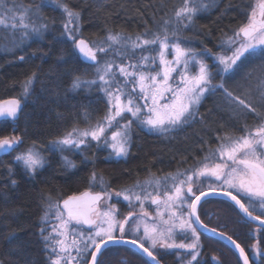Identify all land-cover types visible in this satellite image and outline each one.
Wrapping results in <instances>:
<instances>
[{
  "label": "snow or ice",
  "instance_id": "snow-or-ice-1",
  "mask_svg": "<svg viewBox=\"0 0 264 264\" xmlns=\"http://www.w3.org/2000/svg\"><path fill=\"white\" fill-rule=\"evenodd\" d=\"M11 2L10 7L9 0H0V31L12 32L15 38L11 43L12 48L17 46V42L22 44L30 35L42 37L47 25L41 23L37 26L33 17L40 8L48 4L56 5L68 18V23L64 24L68 39L84 60L96 68L97 80L83 81L77 76L72 87L78 88L84 83L99 82L108 98L109 107L103 118L94 126L73 128L63 138L53 142V150L58 149L63 153L65 149H77L83 153L95 142L98 149H111L109 155L127 156L134 123L161 133L182 128L190 121L196 120L198 105L204 95L215 93L218 89L223 92L225 101L234 113V119L240 124L239 131L242 132V135L235 137L228 132L223 136H216L220 144L210 156L220 162L213 165L201 162L202 166L169 174L163 181L155 179L145 181L143 185L137 182L133 189L115 193L117 198L123 196V200L129 202L130 207L133 200L140 202L143 215L136 219L141 222L148 215L144 211V201L150 199L151 204L157 206L159 223H143L142 234L140 222L134 226L130 224L134 217L133 212L130 211L120 220L117 219L118 210L114 204L107 205L106 209L101 211L102 202L106 203V200L112 199V194L107 191L102 178L99 183L101 191L95 194L83 192L80 195H70L62 202H53L49 196V211L45 213L43 221L47 223L49 212L55 209V219L58 223L52 227V233L60 238L56 239L51 233L44 237L46 243L52 247L53 253H56L52 264H61V260H64L65 264H71L72 260H76V264H106L104 257L109 251V245L124 244L142 250L150 258L146 264H160L154 254L157 248L184 250L186 264H200V234L196 225L213 233H216L217 229H208L200 220L198 210L202 208L203 203H207L209 193L217 191H222L225 197L234 202L244 214L242 218L259 221L257 230L264 231V0H251L247 7L246 22L221 45V52L215 55V75L204 60L205 56L213 55L211 50L197 52L188 47L187 42L178 35L180 28H188L199 12L215 5V0H182L174 12L173 19L165 20L158 31L145 32L135 39L121 33L109 32L106 38L98 43L87 41L79 35L80 14L70 9L63 0H47V4L37 5L35 9L18 6L17 0ZM69 24L75 27L70 28ZM157 46L159 62L163 66L159 71L149 68L148 62L155 64L156 58L153 56L141 55L137 63L129 65H116L112 59H97V53L107 57L110 51H115L119 55L127 56L129 52L135 55L136 49H141L142 52L156 51ZM8 47L9 45L5 44L6 50ZM166 51L174 53L173 60L166 59ZM19 59L23 60L24 57ZM245 61H249L250 66L241 76L242 83L237 85V94V91L229 90L221 74L234 75ZM173 73L176 75L173 76ZM118 76L123 78V84ZM216 76L220 77L221 83H213ZM34 77L35 73L25 80L24 96L29 94ZM177 77L179 80L173 87L170 81L176 80ZM129 83L133 85L131 90L127 89ZM137 86L139 92L136 91ZM138 100H143L144 104H138ZM20 107L19 99L0 101V117H10L14 120ZM145 108L147 112H144ZM126 113L130 114V117L125 115ZM249 115L256 120L253 127L247 123ZM231 128L235 130L236 125ZM22 143L19 136L0 138V152L16 151ZM61 159L64 167H76L67 156H62ZM209 159V156L204 158L205 161ZM14 161L21 164L32 176L37 175L49 163L35 143L15 155ZM11 172L9 169L10 174ZM212 178L219 182V187L209 184L207 191L199 187V184ZM90 181L93 184L97 181L95 172L92 173ZM12 183L15 184L16 181L13 180ZM194 185L197 186L194 188ZM148 187H153L155 194L148 192ZM136 189H140V192ZM202 197L205 199L202 200ZM161 206L168 212L167 219L160 210ZM253 212L259 214L253 215ZM85 225L88 227L84 228ZM44 232L45 228L42 227L41 234ZM128 233H131L132 238H128ZM219 235L225 236L223 232ZM70 236V243H66ZM177 236L180 237L179 242ZM226 239L239 251L243 264H251L245 248L232 236H226ZM186 240L190 242H185ZM252 248L257 258L264 257V247L259 241L252 245ZM72 249H75L79 259L71 256ZM0 264L3 262L0 261ZM261 264H264V260Z\"/></svg>",
  "mask_w": 264,
  "mask_h": 264
},
{
  "label": "trees",
  "instance_id": "trees-1",
  "mask_svg": "<svg viewBox=\"0 0 264 264\" xmlns=\"http://www.w3.org/2000/svg\"><path fill=\"white\" fill-rule=\"evenodd\" d=\"M63 2L73 11L79 12L81 37L94 42L103 39L109 32L137 34L153 29L171 17L182 0ZM250 2L219 0L214 7L199 13L195 19L198 42L205 47L216 48L219 39L231 35L246 22ZM60 10L48 4L44 8L46 22L57 21L56 25L62 26L63 23L57 18H50V14ZM53 33L48 31L43 39L31 42L21 55L0 54V99L15 96L23 101L16 120H0V138L17 135L23 141L19 145L21 147L35 143L49 161L37 175L32 176L14 161L15 151L0 155V261L3 264H51L52 251L44 237L47 236V227L52 220L47 219V223L43 221L45 213L49 211V196L53 202H60L71 194L89 188L87 176L93 172L103 174L109 184L118 187L120 183L130 182L138 175L149 174L148 170L168 169L182 159H188L190 166L193 161L201 158L204 147H214L219 142L216 139L218 134H234L240 128L232 109L227 103L224 104L223 92L218 90L217 93L206 95L198 110L199 117L187 125L186 129L182 128L175 133L174 136L179 138L164 141L160 140L159 135L135 127L126 158H108L104 148H101L96 159L85 162L75 158V168L64 167L59 150L52 149L53 142L75 127H84L100 120L107 111V103L100 91H73L74 78L91 76L92 63L80 57L63 32L59 33L56 29ZM21 56L23 60L19 59ZM249 63L245 61L243 66ZM33 73L35 77L30 92L24 96L23 84ZM242 75L238 73L235 76L241 80ZM229 79L224 80L225 84H233ZM217 81L216 76L214 82ZM251 117H248L247 123ZM232 125H236L235 130L231 128ZM90 153L91 150L88 156ZM9 169L12 170L11 174ZM210 199L225 205L224 208L229 212L224 213L226 215L218 220V224L214 223L215 220L209 221L207 214L203 220L233 235L248 252L252 264H261L264 257L257 258L250 251L258 241L264 247V231H258L256 224L242 218L244 216L233 205L222 199L207 200ZM49 214L52 216L51 212ZM235 216H240V219H235ZM42 227L45 228L43 235ZM201 233L205 239L198 257L200 264H217L212 254L219 256V264H243L237 252L227 243ZM104 259L106 264H146L149 261L128 245H110ZM161 259L166 264H186L184 256L181 259L175 250Z\"/></svg>",
  "mask_w": 264,
  "mask_h": 264
},
{
  "label": "rangeland",
  "instance_id": "rangeland-1",
  "mask_svg": "<svg viewBox=\"0 0 264 264\" xmlns=\"http://www.w3.org/2000/svg\"><path fill=\"white\" fill-rule=\"evenodd\" d=\"M31 1L32 2L27 3L25 0H17V4H18V6H22L24 8L31 7L33 9H35V7L37 5H41L42 3L47 4V0H40L37 3H33V1H36V0H31ZM218 1L219 0H215V5H216V3ZM205 2H207V0H205ZM9 6L10 7L12 6L11 0H9ZM52 6L55 7V8H57V6L54 5V4H52ZM214 6H211L208 9H210V8H212ZM46 7L47 6L40 8V10L33 17L34 20H35V23L37 24V26H39L41 23L47 25V30L43 32V36L42 37H38V36H36L34 34L33 35H30V36H28V38H26L24 40V42L22 44H20V43L17 42V46L15 48H12L11 47V43L15 39L13 37V35H12V32L10 30L0 31V54H13V53H18V55H21V53H25L24 50L26 49V47H28L31 44V42H33L34 40H37V39H43L44 35L48 31H50L51 34H54L53 31L55 32L56 29H57L59 33L63 32V34L66 35L65 34V29H64V24L65 23H68V18L66 16V14L63 11H61V10L58 13H52L53 15L50 14V18H52V19L57 18L59 20V22L63 23L62 26H60L59 24L56 25L57 21H56V23H55V21L53 23L52 20H50V21L48 20V22H46L45 12H44V8H46ZM178 7L173 11L171 17H168L165 20L173 19L174 12L178 9ZM201 12H199V13H201ZM195 19H196V17L194 18L193 23L188 28H180L179 31H178V35L181 38H183L184 41L187 42V46L188 47H191V48L195 49L197 52H201L204 49H210L211 50V52H212L213 55H211V56H205L204 57V60L209 65V67L211 68V71H214L215 74H216V71H217V67H216L217 61L215 59V55L217 53H220L221 52V45L227 40L228 37L232 36L234 32L231 35H227V36L219 39V41L216 43V48H214V49L208 48V47H205L204 45H202L201 43H199L198 40H197L198 38H197V35L195 34V32H197L196 31V25H195ZM165 20H163L161 23L157 24V26L154 27L153 29L146 30V31H144L142 33L126 34V33H122L121 32V34L124 35V36H126V37L127 36H131L133 39H135L136 36L143 35L145 32L152 33V32L158 31L161 28V26L163 25V22ZM81 26H82L81 25V21H79V35L80 36H81ZM173 26H175V21L174 20H173ZM69 27L70 28L71 27H75V25L69 24ZM66 37H67V35H66ZM105 38H106V36L103 39H97L94 42H97L98 43V42L104 40ZM5 44H8L9 45V47L7 48V50L5 49ZM117 48H119V46H117ZM120 51H123V50H120ZM158 51H159V49H158V46H157L156 51H152V52H148V51L142 52L141 49H136L135 50V55H132L131 52H129L127 56H122V55L117 54V52H115V51H110L109 52V55L107 57H104V54H102V53H97V55H98V61L101 60V59H112V60H115V64L116 65H119V64L129 65V64H132V63H137L139 61V58L141 57V55L153 56V57L156 58L155 59V64L153 65V64H151V62H148L149 68H156V70L159 71L160 69H162L163 66L160 65ZM165 56H166V59H168L170 61L174 59V53L172 51H166ZM156 66H159V67L157 68ZM247 66H242L241 69L237 73H235L234 75L232 73H227V74L222 73L221 74V75L224 76V80L227 79V78H230L229 79V82L231 83L233 81V84L232 83L230 85L229 84L228 85L226 84V86L229 88V90L237 91V94H238L237 85L240 83L241 80L238 79L235 75L238 74V73H242L243 74L244 73L243 70L245 68H247ZM114 68H115V65H114ZM91 69H92L91 70V76L86 77V78H80V79L83 80V81H93V80H97L96 68L93 66V64H92V68ZM175 75H176V73H173V76H175ZM217 77H218V81L217 82H214L213 81L214 84H219V83L222 82L221 79H220V77L219 76H217ZM118 79L120 80V83L123 84V82H124L123 81V78L118 76ZM158 79H159V77H158ZM178 80H179V77H177L176 80L170 81V83L173 85V87H175V85L178 82ZM224 80H223V82L225 83ZM132 87H133V85L131 83H129L128 86H127V89L128 90H131ZM72 89H73V91L80 90V89H84L85 91H88V92H90L92 90L100 91L101 94H102V96H104V98L106 100V103H107V111H108V107H109V105H108V98H107L105 92L101 89V87L99 85V82H97L96 84L84 83L80 87H78V88H73L72 87ZM136 91L139 92L138 86L136 87ZM217 91L215 93H217ZM207 94L208 93H206L204 95V97L201 99V102L198 105V110H199V107L201 106V103L203 102V100H204V98L206 97ZM222 97H223L222 99L224 100V104L227 103L225 101L224 96H222ZM161 102L163 103L164 101H161ZM137 103L142 105V104H144V101L143 100H138ZM107 111L105 112V114L107 113ZM144 112H147V108L144 109ZM105 114L103 115V117L105 116ZM125 115H128L130 117V114H127L126 113ZM249 116H251V115H249ZM197 117H199V112L198 111H197L196 118ZM192 122L193 121H190L188 123V125L191 124ZM255 123H256L255 118L254 117L253 118L251 117V120H250V122H248V125L250 124L249 126L250 127H253L255 125ZM95 124H96V122H93L91 124H88L87 126H84V127H75V128L84 129V128H87V127H90V126H94ZM135 127L142 128V129H145V130H147V131H149L151 133H154L156 135H159V137H161V140H165V138H164L165 136L175 135V133L178 130L181 129V128H179V129L174 130V131H170V132H166V133H161V132H157V131L150 130L147 126H140V125L134 123L132 125V134H133V129ZM68 132H70V131H68ZM132 134H131V138H132ZM231 135L233 137H235V136H238V135H242V132L241 131H239V132L237 131V132H235L234 134H231ZM12 136H17V135H11V136H8V137H12ZM63 137H61V138H63ZM219 144H220V141L214 147H211V149L209 150V152L206 155H202L201 158L199 160H197L198 162L197 161H193L190 164V166H188L187 169L190 170V169L195 168V167H200V166H202L201 165V162L209 163V165H213L214 163L220 162L219 159L210 156L211 153H213V152L216 151V149L219 147ZM29 146H24V147L19 146L16 149V151H15L16 155L19 152L24 151V149H26ZM130 148H131V141H130V147H129L128 153L130 151ZM99 149H101V148H99ZM99 149L96 147L95 142H92V144L87 149H85V151L83 153H81V151L80 150H77V149H72V150L65 149L63 151V153H61V151L59 150V153H60V158L62 156H67L69 160L73 161L76 164L75 158L82 159L85 162L86 161H90V160L92 161L94 158L96 159L97 158V152H98ZM90 150L92 151V154L90 153L91 155L88 156V153H89ZM104 150L106 151L108 158L120 159V158H126L128 156V154H127V156L116 157L115 155H109L111 149L104 148ZM43 155L45 156L44 153H43ZM206 156H209L210 157V159L207 160V161L204 160V158ZM217 156H218V153H217ZM85 157H87V159H85ZM175 173L176 172H173V173L172 172H167L166 174L158 175V176H155V175H152V174H148L146 176H140V175H138L134 180H132L130 182H126L125 184L120 183L118 185V187H113L111 184H109L107 178L103 174H101V173L100 174H96L97 175V181L95 182V184H93L90 181V178H91L92 174H90L89 176H87V181L89 183V188L90 189H92V190H101V188L99 187V183H100V178H102L103 183H104L107 191L112 194V199L111 200H106V203L102 202V204L100 205L101 211L105 210L106 207H107V205H113L114 204L115 207H116V209L118 210L117 219H120V220H123L128 215V213L130 211L133 212L134 217H133V220L130 221V224H132L134 226L135 223L140 222L141 223V233L140 234H142V232H143V223H148L149 225H151L153 223H159V217L157 216V206L151 204L150 199L149 200H145L143 207H144V211L147 212L148 215L141 222L138 219H136L137 217H140V216L143 215V213L141 212L140 202L133 200L132 206L130 207L129 206V202L123 200V196H121L119 198H117L115 196L116 191L117 192H123V190H125V189H133L135 187V185L137 184V182H139L141 185H143L145 183V181H151V180H155V179H159V180L163 181V179L166 176H168L169 174H175ZM201 180H203V178H201ZM169 183H171V182L169 181ZM197 183H199V182H197ZM209 184H211L212 186H214V185H219V182H215L214 181V178H212V180H206V181H204L203 184H199V187L203 190V189L207 188L209 186ZM196 186L197 185H194V188ZM136 191L137 192H140V189H136ZM147 191L155 194V191L156 190L153 187H148L147 188ZM206 199H209V198H206ZM214 201L215 200L211 201V199H210V200H207V203H203L202 208L200 209L199 214H200V217L202 218V220L205 218V215L207 214V219H210L209 221H214L215 220L214 223L215 224H218V220L221 217H223V216L226 215V214H224L225 212H229V211H228V209L224 208L225 205H222V204L217 203V202H214ZM56 202H58V201H56ZM160 210L164 212V218L167 219L168 218V212L166 210H164L163 206H161V209ZM173 210L174 211H178L177 209H173ZM204 210L206 211V213H203ZM51 214H52V216L49 214L48 217H47V219L52 220L51 224H49V226L47 227V236L51 233L53 236L56 237V239H60L58 236H56L55 233H52V227L55 226L58 223V221L55 219V209H52ZM151 214H152V216H151ZM235 219H238L239 220L240 219V216H237V217L235 216ZM211 223H213V222H211ZM248 225H250V224H248ZM127 227L128 226H126V228ZM84 228H87V227L84 226ZM254 229H256V227H254ZM197 231L200 234V246L202 247L205 237L202 235V233L200 232V230L198 228H197ZM128 234L131 235V233H128ZM189 236H190V234H189ZM70 241H71V236L69 237V241H66V243H70ZM177 241L179 242V238L178 237H177ZM185 242H190V240H186ZM52 243H54V241ZM49 247H50V249L52 251V247L51 246H49ZM201 247H200V249H201ZM200 249H199V251H200ZM163 251H165V250L163 249ZM57 252H59L58 246H57ZM51 254H52V257H51V264H52V260L55 259L56 253H53V251H52ZM61 255H63V254H61ZM212 255H213L212 257H215L216 258L215 259L216 263H217V261H219V263H221V261L219 259V256L214 255V254H212ZM71 256L77 257V253H76L75 249H72L71 250ZM77 259H79V257H77ZM61 264H65V261L64 260H61ZM71 264H76V260H72L71 261Z\"/></svg>",
  "mask_w": 264,
  "mask_h": 264
},
{
  "label": "flooded vegetation",
  "instance_id": "flooded-vegetation-1",
  "mask_svg": "<svg viewBox=\"0 0 264 264\" xmlns=\"http://www.w3.org/2000/svg\"><path fill=\"white\" fill-rule=\"evenodd\" d=\"M6 119H9L10 121H12V119L11 118H6ZM187 125L188 124H186L184 127H182V128H184V129H186L187 128ZM181 128V129H182ZM160 138V140H161V137H159ZM165 138V140L164 141H168V140H170V141H172V140H174V139H177V138H179V136H174V135H172V136H165L164 137ZM211 149V147H209V148H203V153H202V155H206L208 152H209V150ZM196 156V155H195ZM198 162V161H197ZM188 159H182V160H179L177 163H175L172 167H170V168H168V169H161V170H148L147 172H149V174H152V175H155V176H158V175H163V174H166L167 172H177V171H181V172H183L184 170H186L187 168H188ZM146 175H148V174H146ZM146 175H140V176H146ZM213 187H219V185H214ZM206 189H208V187L207 188H205V189H203V190H206ZM210 198H215V199H222L225 203H227V204H231V205H233L234 206V208H236L239 212H240V210L235 206V204L233 203V202H231L230 200H228V199H226V198H222V197H210ZM161 199H163V197H161ZM251 210V209H250ZM241 213V212H240ZM254 213H256V214H259L258 212H254ZM242 214V213H241ZM243 215V214H242ZM151 216H152V214H151ZM208 224V223H207ZM212 226V225H211ZM258 226V225H257ZM212 227H215V228H217V229H220L219 227H217V226H212ZM221 231H224L225 233H227L225 230H223V229H220ZM227 234H229V233H227ZM230 236H232L233 237V235H231V234H229ZM128 237H130V238H132V235H130V234H128ZM179 239H180V237L179 236H177ZM216 238V237H215ZM146 246H148V244L146 243L145 244ZM173 250H175L177 253H178V256H181V259H182V257L184 256V250H177V249H169V250H165V251H163V249H159V248H157L156 250H154V252H155V254L161 259V257L162 256H164V257H166L167 256V254L170 252V251H173ZM251 253H253V255H255L254 254V251L252 250V251H250ZM163 262H164V260L163 259H161Z\"/></svg>",
  "mask_w": 264,
  "mask_h": 264
},
{
  "label": "water",
  "instance_id": "water-1",
  "mask_svg": "<svg viewBox=\"0 0 264 264\" xmlns=\"http://www.w3.org/2000/svg\"><path fill=\"white\" fill-rule=\"evenodd\" d=\"M82 38H84V39H86L85 37H82ZM87 40V39H86ZM88 41V40H87ZM80 57L84 60V58L80 55ZM97 59H98V55H97ZM10 99H18V97H15V96H9V97H6V98H3V99H1L0 101H4V100H10ZM22 107H23V103H22V101H21V107H20V109H19V111H18V113H17V117L19 116V114H20V111H21V109H22ZM0 118H2V117H0ZM2 154H5L4 152H0V155H2ZM204 191H207V189L206 190H204ZM83 192H91V193H93V194H95V193H97V192H93V191H90V190H86V191H83ZM83 192H80V193H76V194H72V195H80L81 193H83ZM209 197H222V198H226V199H228V200H230V198H228V197H225L223 194H222V191H217L216 193H209V195L207 196V198H209ZM67 198V197H66ZM66 198H64V199H66ZM203 199H205V198H203L202 197V200ZM231 201V200H230ZM62 202V201H61ZM231 202H233V201H231ZM234 203V202H233ZM61 206H62V203H61ZM237 207V206H236ZM238 208V207H237ZM242 213V212H241ZM198 214H199V210H198ZM243 214V213H242ZM200 215V214H199ZM244 215V214H243ZM253 215H258V214H256V213H254L253 212ZM200 220L203 222V224H205V225H207L208 226V229H212V228H215V227H212L211 225H209V224H207L206 222H204L203 220H202V218L200 217ZM252 222H254L255 224H257V225H259V221H252ZM196 227L200 230V231H202V232H204V233H206V234H208V235H211V236H213V237H216V238H218V239H220V240H222V241H224L225 243H227L228 245H230L236 252H237V254L239 255V251L234 247V245H232L231 244V242L230 241H228L227 239H226V236H230L229 234H227V233H225L224 231H221L220 229H217V232L216 233H213V232H211L210 230H205V228H203V227H200L199 225H196ZM221 232H223L224 234H225V236H221V235H219V233H221ZM128 238H130V237H128ZM234 240H236L234 237H232ZM237 241V240H236ZM237 243H239L238 241H237ZM240 244V243H239ZM124 245H128V246H130V247H132V248H134V249H136L137 251H139L142 255H144L149 261H150V258L149 257H147V255L145 254V253H143V251L142 250H140V249H138V248H135L134 246H132V245H130V244H124ZM241 245V244H240ZM110 246V245H109ZM147 247V246H146ZM241 247H243L242 245H241ZM246 251V250H245ZM246 253H247V251H246ZM248 254V253H247ZM249 255V254H248ZM157 258L160 260V264H166V263H164L158 256H157ZM241 259V258H240ZM249 259H250V262H251V258H250V256H249ZM241 261H242V263H243V260L241 259ZM251 264H252V262H251Z\"/></svg>",
  "mask_w": 264,
  "mask_h": 264
}]
</instances>
